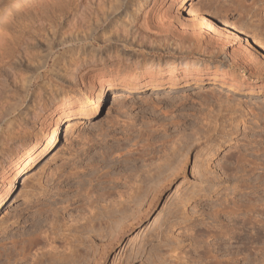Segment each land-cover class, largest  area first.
Returning a JSON list of instances; mask_svg holds the SVG:
<instances>
[{
    "label": "rangeland",
    "instance_id": "1",
    "mask_svg": "<svg viewBox=\"0 0 264 264\" xmlns=\"http://www.w3.org/2000/svg\"><path fill=\"white\" fill-rule=\"evenodd\" d=\"M7 1L0 0V6ZM18 1L9 10V16L1 20L6 28L3 50L16 49L21 37L32 33V30L44 29L48 21L57 17L64 18L56 26L58 31L68 27L65 22L74 9V0L51 1L37 9L26 8L29 5L27 2L32 0ZM132 1H126L124 12L115 14L85 39L74 40L70 46L56 44L37 69H31L24 61L11 66V73L0 69V82L5 83L2 88L9 94L11 85H16L13 91L18 99L16 109L9 112L2 106H7L10 96L0 97V102L5 100V103H0V178L3 175L12 177L11 173L16 170L13 158L33 136L45 137L48 125L53 120H59L51 111L58 99L88 91L89 80L83 76L84 65L73 66L70 61L75 49L80 48L86 57L90 55L89 51L99 54L106 75L116 72L127 75L136 67V62L139 70H143L142 65L148 61L162 62L180 56L202 59L206 69L211 68L220 74L218 65L213 66L212 63L217 58L226 63L227 57L223 55L227 50L236 49L238 44L244 45L247 38L264 61V50H261V42L264 41V0H186L176 13L178 24L184 26V33L179 30L181 37L154 33L152 24L146 27L147 15L141 10L140 15L138 12L132 15L133 22L142 24L135 27L139 36H128L122 40L123 36L116 34L117 26L131 22V18L125 16V10L132 7L135 0ZM159 4L157 1L145 5L153 10ZM150 20L154 21L153 17ZM224 20L240 32V42L235 44L223 37L221 40L225 42L216 47L213 43L216 39L209 34L215 29L225 34L230 32ZM58 34L54 33L51 40L56 39ZM31 51L34 53L35 49ZM38 51L42 55L44 49L38 48ZM51 56H54L53 61L49 58ZM233 73L239 81H243L244 87L235 89L228 79L221 81L216 77L173 87L167 83L148 85L139 90H128L117 84L105 91L101 106L95 113L77 114L70 119L62 117L54 146L26 169L0 206V264H49L51 253L58 251L57 254H60L67 246L76 251L81 248L79 251L84 254L80 252L83 256L73 264H95L100 257L102 259L98 261L101 264H149L148 257L155 249L161 254L167 253L168 248L164 244L175 245L181 264H196L193 260L196 257L209 261L211 258L204 255L209 250L223 261L232 257L234 251L240 259L237 264H245L249 249L243 248L250 245L247 240L248 223L251 218L255 222L263 220L264 75L257 76L241 66L233 67ZM11 75L16 78L15 83H11ZM19 77L27 79L26 86L18 82ZM247 85L250 87L247 88ZM209 87L214 89L208 90ZM218 97L224 101H218ZM225 100H232V103L229 101L231 106L236 104L239 108L233 114L237 123L231 130L234 134L227 146L219 149L218 144L215 146L211 162L203 161L202 149L206 142H211L203 135V129L208 127L203 118L209 119L206 116L210 111L211 115H217V109L220 110L225 103L227 106ZM30 108L35 111L31 112ZM20 122L24 124L20 125ZM201 123H206L205 128L201 127ZM228 132L229 128L221 143L226 141L224 138L228 137ZM202 171L205 175L200 173ZM148 172L153 176L152 183L156 189L164 183L166 186L149 214L136 224L129 222L115 241L111 238L117 232L114 230L126 221L124 217L131 210L125 214L116 211L113 216L107 213L113 221L106 224L104 221L109 218L106 214L99 218L92 216L95 210L106 213L97 202L93 206V200L102 195L99 196L101 205L112 207L113 198H127V193L119 198L115 190H131L134 183L130 182L144 178ZM1 180L4 181L3 178ZM177 205L180 206L179 216L172 218L173 222L169 224L167 219ZM162 221L165 222L163 226ZM167 225L170 237L161 243L158 231ZM223 228L225 231H220ZM32 236L39 238L38 241H33ZM13 238L21 239L16 250L10 248ZM223 243L230 250H218V244ZM254 244L260 246L262 243ZM21 249L24 255L19 254ZM38 258L44 261H37ZM47 258L51 260L48 262Z\"/></svg>",
    "mask_w": 264,
    "mask_h": 264
},
{
    "label": "bare ground",
    "instance_id": "2",
    "mask_svg": "<svg viewBox=\"0 0 264 264\" xmlns=\"http://www.w3.org/2000/svg\"><path fill=\"white\" fill-rule=\"evenodd\" d=\"M22 1H25V0H22ZM51 1L55 2L56 0H32L30 2H27V4H29V5L26 6V8L32 7L34 9H37V8H40L39 7L40 5L45 6V4L47 2H51ZM126 1H128V0H125V1H123V0L122 1L121 0H74V2H73L74 6H72V8H74V9H73V11L71 10L72 12H71L70 16L66 19L67 22H65L68 25V27H65L63 25L65 28L60 29V31H58L56 29V26L59 25V23H61L64 18L62 19L61 17H57L55 20L52 19V21H48L46 23L47 26L44 29L41 30L40 28H38L36 30H32V33H28L27 35H24L23 37H21L20 40L18 41L17 45H16V47H17L16 49H14V47H13V48H10L9 50H3V48H4L3 46L5 43L4 37H5L6 28H5V23H2L1 20H3L5 17L9 16L8 12L11 9L13 4H18L20 2L18 0H8L6 3H4L3 5L0 6V69L1 70L6 69V72L11 73L12 72L10 70L11 66L16 65V64H20L22 61H24V63H27L31 67V69H37L40 66V64L43 61H45V58L47 56H49L48 53H50L53 50V48L55 47L56 44H59L60 46H70L72 41L79 40V39H85L86 37H88V35L90 36L97 27H102V26H104V24L108 23L109 19L111 17L115 16V14H118L120 12H124V8L127 4V3L125 4ZM157 1L160 4L157 5L156 8H153V10L149 9L151 6L150 7L147 6L148 4L145 5L147 2H150V5L153 3L155 4V2H157ZM185 1L186 0H170L168 2H165V0H135L131 5L132 7H130V8L126 7V10H125V13H126L125 16L131 18V22H128L129 24H126V22H127L126 20H128V19H126L125 25L119 26V27L117 26L118 31L116 30L117 33L115 31L114 32L117 34V36H118V34H119V36L120 35L123 36L122 40H124L125 37H128V36L137 38L139 36V33H137L138 29L136 30L135 27H137V25L140 26L142 24H140V23L137 24L135 21L133 22V18H132L133 16L132 15L134 13L137 15L136 12L139 13V11L142 10L141 12L146 13V15H147L146 16L145 14H142V15L147 17V22L145 21L146 27L148 25H150V27H151V24H152L151 28L153 29L152 30L153 32L154 31L157 33L163 32L164 35L165 34H169L170 36L172 35L171 37H173V35H176V36L179 35L181 37L182 34H181V32L179 33V30L180 29L182 30L184 28V26H180L178 24L180 22H178L179 18L176 17V13L178 12L179 6H182L185 3ZM13 2H15V3H13ZM174 2L176 5L174 4ZM47 4H49V3H47ZM62 13H64V12H62ZM173 13H175V14L173 15ZM148 14L151 17L148 16ZM139 15H140V13H139ZM144 16H142V17H144ZM149 17L150 18L153 17L154 21L152 20V22H151ZM175 17L178 18V20H176ZM141 19H143V18H141ZM121 20H122V18H121ZM4 21L7 22V20H4ZM118 22L120 23L121 21H118ZM223 22L228 27H230V32L228 31L225 34V33L221 32V30L215 29L214 31H211V33H210L211 35L209 34L210 37L212 36L214 39H216V41L213 40L215 42L212 41L213 43L216 44V47L220 45V42L222 43L223 40H221V39H223V37H226L227 40H229L235 44L240 42V36H239L240 32H238L237 29L234 26H232L228 21L224 20ZM114 23H116V22H114ZM147 28H149V26ZM234 29H236V30H234ZM56 30L59 34L57 35L58 37L56 36L57 38L55 37L57 40L53 39V40H56V41H53L51 39L54 36V33H57ZM222 31H223V29H222ZM182 32H183V30H182ZM176 36H175V38H176ZM113 37H114V35H113ZM115 37H116V35H115ZM209 41L211 42V39H209ZM246 41L247 42L244 45L238 44V46H237L238 48L236 47V49H234L235 48L234 47L233 49L231 48L232 50H227L226 54L223 55V57L226 56L228 58V59L227 58L225 59L226 63H221V61L218 58L216 59V61L214 63H212L213 66L218 65V67L220 68V74H216L215 70H212L211 68L206 69L205 68L206 63H204V61L202 59L193 60V59H189V58H182L180 56L177 59H174V60L167 59V60H164L162 62L148 61L147 63L142 65L141 68L143 70H139L140 67L138 66V63L136 62V65H135L136 67H133L131 69L132 72L128 73L127 75L119 74L118 72L113 73L111 75H109V74L106 75L105 71L102 69V66H103L102 61H101L102 59L100 58L101 56L99 54H94L93 51H89L90 55L88 57H86L85 55L82 54L83 51L80 48L75 49L74 57L72 59H70V61H72L71 64H73V66L74 65L75 66L84 65L85 71L83 73L84 74L83 76L88 77L89 89L86 93L84 92L83 94H79L78 96H75V97H72L70 95H65L61 99H58V101L55 103V105L51 111H52V113L56 114V116L58 117L59 120H57V119L53 120L52 123L50 125H48V127L46 128V131H45L46 132L45 137L38 136V135L33 136L26 143V145L20 150V152L13 158L12 163L16 169L14 171L15 173H11L13 176L10 178L9 177L6 178L7 175H3L2 178L4 179V181L1 180L2 178H0V206L3 204L4 200L12 192L15 184L17 183V179L24 174V172L26 171L27 168H29L40 157H42L48 151V149L50 147L54 146V144L56 143L57 138H58L59 125L61 123L62 117L64 119H67V118L70 119V117L75 116L77 114L78 115H81V114H87L88 115V113H90V114L95 113V111L101 106L103 97L105 96V91L108 88L115 86L117 84L122 86V87H126L128 90H133V89L139 90V89H141L145 86H148V85L158 86V85H161V83H167L169 86L173 87V86H176L178 84H186L187 85L190 83L199 82L202 79H209V78H215L216 77L217 79H219L221 81L228 79V81H230L229 83L231 84L230 85L231 87L233 86L235 89H240V87L243 86L244 84H242L243 81H239L238 77L234 75L233 67L241 66L243 69H247V70H251V71L255 72L256 74H258L257 76H259L260 74L264 75V61H262L263 59L260 58L259 54L256 52V50L254 49V47L252 46V44L248 38L246 39ZM223 42H225V41H223ZM261 46H262L261 50H264V41L261 42ZM38 48L44 49V52L42 53L43 56L40 55V53L38 54V52H39ZM31 49H35V52L33 53L31 51ZM208 52L210 53L209 50H208ZM213 53H215V52H213ZM212 55L213 54L211 53V57H214ZM54 56L49 57L50 60L53 61ZM81 72H83V71H81ZM74 75H76V74H74ZM10 78H12L11 83H13L16 79V78H13L12 75ZM1 80H3V78ZM18 80H19L18 82H23V84L25 86L27 85V79H25L24 77H19ZM4 84L5 83L0 84V97L4 96L5 98H8L10 96L11 100L8 102V104H6L7 106H2L3 109L6 108V110L9 111V110L14 109L18 103V101H17L18 99H16V97H17L16 93H15V91H13V90H15L13 88L16 85L14 87H12V85L10 84L11 85L10 91L11 90L12 91L9 94H7L6 90L2 88V87H4ZM24 85H22V86H24ZM5 86L7 87V85H5ZM248 86L249 85H247V88H248ZM211 89H214V87H209L208 90H211ZM23 91H22V93H23ZM37 100H38V98H37ZM217 100L218 101L219 100L224 101L221 97H218ZM218 101H217V104H219ZM229 101L231 102L232 100H228V102H227V100H225V102L228 103L227 106H226L225 102H222L223 104L225 103V105L223 107L221 106L222 108L221 109L219 108L220 110L217 109V111H219L217 113V115H213V114L211 115V113H210L211 111H210V112H208V115L206 116V118H209V119L206 120L205 116L203 118L205 120L204 122H207V126H208L207 130L203 129L205 131V134H203V135L206 137V139H208V141L211 140V142H209V143L206 142L203 149H202V156H203L202 160L203 161L211 162L213 156L215 155L214 154L215 153V146L218 144L217 149L222 148L223 146H227L228 141L231 140V137L234 134V131L232 132L231 130H233L232 128H234V126H236L237 123H235L236 117L233 116V114L235 112H237L236 109L239 110V108L236 106L235 101H234V104H235L234 106H231ZM0 103H5V100H4V102L1 101ZM32 105L34 106V104H32ZM220 105H218V106L220 107ZM237 105L240 106V103L239 104L237 103ZM33 106H31V107L33 108ZM76 106H78L77 109H75ZM235 106H236V108H235ZM34 108H35V106H34ZM89 109H90V112H89ZM32 111L33 110L31 109V112ZM214 112L216 113V110ZM255 115H256V117H258L257 114L254 113V116ZM21 117L24 118V116H21ZM26 117H28V116H26ZM24 120H21V121H24ZM32 121H34V120H32ZM23 124H24L23 122H20V125H23ZM202 125H201V127H204V125H206V123H204L203 126ZM67 126H68V124H67ZM227 128H229V132H228L229 135L226 139L224 138V140H226V141H224V143H221V142H223V136H224L225 132L227 131ZM203 130H202V132H204ZM213 137H214V139L212 140ZM219 144H221V145H219ZM167 165H170V162L167 163ZM174 171H176V170H174ZM203 171L200 173H202V175H205L206 170H205V172H203ZM152 178H153V176H151L150 173L148 172L144 178H142V177L139 179L136 178L135 181L130 182V183H134L133 188L131 190H127L124 192L115 190L117 187V186H115V188L113 190L116 191V195H118V197L122 199L125 196V193H127V198L123 199V200H120V199L118 200L117 198H115V199L113 198L112 207L108 204L101 205L102 199L100 200V197L102 195L101 196L99 195L100 197L96 196L97 197V198L95 197L96 199L94 198L93 206L97 202V204H99L102 207V209L106 212V213H104L103 211H99V210L98 211L95 210V211H97V212H95L93 210L94 214L92 216L94 218L96 216H97V218H99L100 215L102 217L105 214L108 217L110 214L115 213L116 211H117V213L119 212V214L120 213L125 214L129 210H131V213L130 212H129L130 214L127 213L126 217H124V220H126V221L125 222L123 221L124 223L121 222L120 226L116 230H114V231H117V232H114L115 233L114 236L112 234H110V236L111 235L113 236V237L111 236V238L115 239V241H117L119 239L120 235L125 231V228L127 226H129V222H131L132 224L138 223L139 220H141L143 216L149 214L152 207L155 205L156 199H157L159 193L164 189L166 184L163 182L164 184L159 185L156 189L154 187V184L152 183V181H153ZM115 191H113V192H115ZM109 195H112V194H109ZM262 196H264V195H262ZM103 199H105V198L103 197ZM103 201H105V200H103ZM124 203H126V204H124ZM180 204L182 205L183 203L180 202ZM179 207L180 206L177 205V208L175 210H173V212H171V214L169 216V218H171V219H169V218L167 219L169 224L170 223L172 224V222H173V221H171L172 218H177L179 216V209H178ZM261 210L260 211H261V214L263 215V220L260 219V220H257V222H255V221H252L253 219L251 218L249 223L247 221L248 225H250V229H249V232L247 234V240H248V243L250 245H248V247L244 246V248H243V249H247V248L249 249L248 250L249 255L245 257V258H247L245 264H264V209H261ZM236 211L237 210L235 209V212ZM238 211H239V209H238ZM250 212H252V209ZM107 213H109V215H107ZM117 213H115V214H117ZM112 216H113V214H112ZM112 216H109V218L106 217L107 220L105 219L106 221H104V222L106 224L107 223L110 224V222L113 221ZM93 217H92V220L90 219L92 222H94L93 220H95ZM100 219L103 220V218H100ZM164 221H162L161 226H163V224L166 222V221L165 222ZM92 222H90V224ZM114 222H112V224ZM116 223H118L116 225V226H118L119 222L116 221ZM84 228H86V226H84ZM169 229H170V227L167 225V227L165 229H162V227H161L160 231H158V234H160V237H161V240H160L161 243L163 242V240H166V241L169 240L168 239L170 237L169 236V234H170ZM225 229H227V227ZM222 230H224V228L220 229V231H222ZM34 236H32L30 238L33 241L34 240L38 241L39 238L37 239ZM48 236H49V234H48ZM38 237H39V234H38ZM113 239H111V241ZM20 240H16V238L15 239L13 238V240L11 239V242L9 241L11 244L10 248L13 250L14 249L16 250V248L20 244V242H19ZM32 240H30V242ZM237 240H239V239H237ZM22 241H24V240H22ZM26 241L29 242V240H25V242ZM255 242H258L259 244L262 243V244L260 246H258V245L255 246V244H254ZM21 243H23V242H21ZM25 244L28 245V243H25ZM108 244H110V243H108ZM108 244H106V245H108ZM164 245L167 246V248H168L167 253L161 254V253H159V251H157L155 249V251L150 254L151 259L148 257L149 260L148 261L146 260V261L149 264H181V258L176 256L177 250L175 249L176 248L175 245H169V244H164ZM224 245H226V244L225 243H223L222 245L218 244V250H222V249L230 250L229 247H225ZM75 246H76V244H75ZM71 247L72 246H70V248L68 246H67V248L65 247L64 251L60 254H57L58 251L56 254L51 253L52 257L51 256L50 257L52 258V261L49 262V260H51V259L47 258L49 264H73V263H75V261H78L79 259L78 260H76V259L79 258L80 256L82 257L84 254L82 251H79L81 248L77 249V251H79V253H77V251L73 247L72 248L74 250H72ZM21 248L23 249L22 246H21ZM22 249L19 250V252H21ZM66 249H68V252H66ZM69 249H70V251H69ZM104 251L106 253L107 249L105 248ZM14 252H13L12 256H14ZM49 252H52V251H49ZM49 252H47V253H49ZM80 252H82L83 255H81ZM22 253H23V251L19 254H22ZM231 253L232 252L230 251L229 254H231ZM22 255H24V254H22ZM204 255H205V258H211V259L209 261H203L204 259H202V257L200 259L196 257V259L194 258L193 260L196 262V264H237V260L239 259L238 255L234 254V251H233V255L231 254L232 257H227L226 258L227 260L224 259L225 261L217 259L216 255L211 254L210 250L204 252ZM12 256L10 257L11 259H12ZM22 258H24V256H22ZM22 258L20 257V259H22ZM100 258H98V260ZM40 259H42V258H40ZM40 259L38 258L37 261H40ZM95 260H96V257H95ZM98 260L95 262V264L100 263V261H98ZM37 261H36V263H37ZM41 261H44V260L42 259Z\"/></svg>",
    "mask_w": 264,
    "mask_h": 264
}]
</instances>
